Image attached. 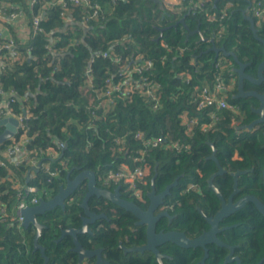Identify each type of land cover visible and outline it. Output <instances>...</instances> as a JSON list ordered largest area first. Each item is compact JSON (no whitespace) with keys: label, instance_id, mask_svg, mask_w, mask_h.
Segmentation results:
<instances>
[{"label":"trees","instance_id":"16d2710c","mask_svg":"<svg viewBox=\"0 0 264 264\" xmlns=\"http://www.w3.org/2000/svg\"><path fill=\"white\" fill-rule=\"evenodd\" d=\"M178 1L65 0L63 5L53 0L33 4L0 0L22 9L20 23L28 27L22 36L12 32L15 56L1 50L0 86L6 98L13 99V115L23 120L17 132L0 143V162L5 163L0 164V264H44L40 251L34 250L36 227L22 226L13 211L26 186L36 188L33 194L38 199L50 198L69 170L70 178L82 170H93L99 181L122 162L148 166L140 196L120 185L122 197L142 208L155 173L157 192L178 178L162 207L172 218L162 216L156 230H179L191 237L208 227L196 207L208 214L219 206L217 196L207 188V179L217 170L210 157L213 149L217 163L225 169L213 183L224 196L232 188L230 173L252 166V172L238 176L240 194L264 198V125L252 132L235 129V124L249 122L256 115L231 98L236 86L233 68L237 66L233 56L210 48L222 46L232 51L238 60L248 63L245 72L255 75L264 57L263 43L254 36L245 16L253 18L257 35L264 37V18L259 20L252 13V5L256 1L264 5V0ZM247 7L245 14L242 10ZM13 10L7 8L6 14ZM36 15L37 27L33 22ZM0 21L5 27L19 26ZM146 60L151 61L150 67L142 65ZM139 65L140 71H133L130 79L156 87L158 102L139 88L127 94L120 90L105 94L109 84L125 78V68ZM217 75L230 80L232 89L226 100L233 107L217 111V119L212 120L213 105L198 109L193 96L204 84L212 85ZM259 87L264 92V81ZM183 111L197 118L188 131L181 123ZM203 124L209 127L203 128ZM2 130L0 126V133ZM137 131L146 138L160 136L163 140L141 154V141L134 137ZM21 135L26 137L23 147L47 169H34L27 161L16 163L4 156L12 138ZM174 141L179 148L167 146ZM134 156L141 158L134 162ZM85 190L83 183L65 199L64 207L58 205L37 215L45 225L38 243L45 248L47 264L93 263L92 258L78 262L70 250L74 245L71 235L56 241L62 229L81 227L80 203ZM88 204L106 217L89 224L91 233L78 234L84 248H101L102 257L111 264H158L151 251L125 253L119 246V242L126 247L146 242V226L135 224L131 212L103 197L92 196ZM233 223L238 225L221 230L220 238L237 244L234 252L242 264H264V215L248 202L221 222ZM158 249L167 255L163 264H224L227 253L225 247L210 244L208 256L200 263V247L186 249L166 242Z\"/></svg>","mask_w":264,"mask_h":264},{"label":"water","instance_id":"95a60500","mask_svg":"<svg viewBox=\"0 0 264 264\" xmlns=\"http://www.w3.org/2000/svg\"><path fill=\"white\" fill-rule=\"evenodd\" d=\"M249 7L243 9V13L246 14V11ZM245 18L249 20V27L253 31L254 36L263 43V52H264V37H259L257 35V28L255 27L254 20L250 15H246ZM183 21V19H181ZM211 49H215L218 53H221L225 56L232 55L237 63V67L234 69L238 73V85L239 91L242 93L243 79L246 78L254 83H260L263 79L264 72V57L261 62L257 65V78L251 77L246 74L244 71V67L247 63H243L237 59L236 55L232 51H227L224 47H215L214 45L210 47ZM246 95L259 97L261 99L260 106L255 109L256 112L259 113V118L252 120L247 125H242L240 128H247V130H252V128L257 124L264 122V94L258 93L257 91H249L245 93ZM0 126L3 127L2 132L0 133V143L10 137H12L18 129L19 120L16 117L8 116L0 118ZM263 140H264V132H263ZM215 150L213 149L211 158L215 159L214 156ZM218 171L215 172L209 178V185L213 187L215 193L222 199L221 208L215 213L213 218L207 217V219L211 222V227L209 230L202 232L195 238L188 237L183 231L179 230H168L163 231L160 230L156 232V221L161 216H166L169 214L166 211L158 212L154 214V211L162 204V198L170 192V188L175 186L178 182V178H176L172 183L168 184L166 188L159 194L155 193L154 180L157 175L155 173L151 178V190L149 191L150 202L146 209H142L139 205H137L134 201L125 199L121 195V186L117 185L113 190H109L105 187H101L97 184L96 175L93 170H82L77 173L73 178H70L69 170L66 174L65 182L59 185L57 193H55L52 197L43 199L40 198L38 203L35 205L26 206L21 210V214L23 215L22 226L27 227L29 224H33L36 227V234L34 237V250H39L41 256L44 258V264H47L48 257L45 255V248L41 244L38 243V237L40 236L42 228L45 227L44 224L40 223L37 220V215L42 214L47 210H50L58 205L64 207V201L70 195H72L76 189L83 183H85L86 190L83 196V199L80 203V206L83 208L84 215L82 216V224L79 228H65L61 230V234L59 238L56 240L62 239L65 235H71L73 240V247L70 250L74 251L77 255L78 262L81 263L86 259H94V264H111L108 260L104 259L101 255V248L96 249H87L84 248L81 243L78 241V234L83 233H91V229L89 228V224H92L96 220L100 218L106 217L105 213H97L90 209L88 201L92 196L97 198L103 197L110 201L113 204H116L126 211L131 212L136 218L135 224H145L146 225V242L143 245L139 246H129L126 247L119 243V246L127 252H139L143 253L144 251H151L154 254L155 261L158 264H163L162 257H166L158 247L160 245L165 244L166 242L173 243L182 248H195L196 246H205V244H216L218 246H222L229 249L228 254L225 256L224 264L231 262L233 260L236 261V264H242L239 257L237 255H233L234 246L230 245L217 237V233L222 230L219 228L218 222L223 217L229 215L235 210L243 207L246 202L252 201L255 207L264 215V204H262L255 196L246 195L241 197L237 202L233 203L231 200L227 203L225 202L222 194L218 191V189L213 185L212 180L215 176L220 175L224 172L222 167L218 165ZM37 169V167H34ZM246 170L237 171L233 173L234 177V190L230 195L229 199L233 196L235 192L238 191L237 183L238 176L240 174L245 173ZM27 179L29 178L27 174ZM263 183H264V169H263ZM36 191V188L33 189ZM207 256V251L205 253L204 258ZM260 263V262H259ZM256 263V264H259Z\"/></svg>","mask_w":264,"mask_h":264},{"label":"built area","instance_id":"2783aa9c","mask_svg":"<svg viewBox=\"0 0 264 264\" xmlns=\"http://www.w3.org/2000/svg\"><path fill=\"white\" fill-rule=\"evenodd\" d=\"M54 2L65 4V0H53ZM74 3H79L80 0H71ZM36 2V0H29L30 4H33ZM13 8L14 10L10 12L9 14H6L7 8ZM96 10L93 11V15H96ZM252 13L254 16L257 17V19H263L264 18V5L261 4L260 1H256L252 5ZM23 18L22 9H18L13 5H10L9 3H2L0 2V20L4 21L7 20L10 24L20 23ZM33 22L35 23V27L38 25V15H36L33 18ZM6 38V41L2 42V40ZM6 49L9 51V54L16 55L15 46L13 44V40L11 36L9 37H3L1 31H0V68L3 62V55L1 54V50ZM106 56V52L103 53ZM142 65H145L146 67L151 66V61L146 60L143 62ZM139 66H132L129 68H125V78L122 79V81H118L117 83H111L108 85L107 90L105 91V94L107 96H110L112 91L114 90H120L121 93L127 94L131 92L134 88H139V90L146 95H151L152 99L157 101L158 98V89L154 86H151L149 82L147 81H135L133 82L130 79L131 73L133 71H140ZM230 80L221 77L220 75H217L215 80L213 81L212 85L204 84L200 89H197L196 93L193 96L194 101L196 102V107L198 109H202L208 106L213 105L214 110L211 112L210 117L212 120L217 119V111L220 110H226V109H232L233 105L231 106L227 100L226 96L227 93L232 89L231 84L229 83ZM0 96L3 97L0 100V118L2 117H16L19 120V126L22 125L23 118L21 116H14L12 112L11 102L13 101L12 98H6L5 92L0 86ZM4 99V100H3ZM158 102V101H157ZM181 123L185 126L186 131L190 128L191 124L197 122V118L195 117H188V114L186 111H183L180 114ZM203 128L209 127L208 124H203ZM134 137L141 141L143 149L140 150V153L142 154L147 147H157L158 144L163 140L162 137L158 136L155 138H146L142 132L137 131L134 134ZM26 137L24 135H21L19 138H12L11 143H9L5 149H4V156H7L8 160H13L16 163H23L24 161H27L31 164V167H39L42 166L44 169H47L48 166L45 165V163L41 164V161H38L36 157L30 156L31 150H26L24 146V141ZM62 146V144H60ZM170 148H179V143L177 141L171 142L167 145ZM55 156V151L52 149H49V152ZM141 158V156H134L133 161H137ZM1 165H5L4 162H0ZM148 166L144 165H135L131 166L128 163L122 162L120 166L113 171H109L106 175H104V178L102 180L103 184L109 185H124L127 190H129L135 197L140 196L141 192V185L145 184V175L147 173ZM188 187H193L192 183H189ZM22 198L17 204L15 210L13 211V217L18 223H22L23 221V215L21 214V210L25 208L26 206L34 205L38 202V198L33 194V188L31 186L25 187V193L21 195ZM28 199V200H26ZM4 209H2L1 212H3ZM4 213V212H3ZM5 214V213H4Z\"/></svg>","mask_w":264,"mask_h":264},{"label":"flooded vegetation","instance_id":"af4514ba","mask_svg":"<svg viewBox=\"0 0 264 264\" xmlns=\"http://www.w3.org/2000/svg\"><path fill=\"white\" fill-rule=\"evenodd\" d=\"M248 65V63L245 65V67H244V69L246 68V66ZM237 67V66H236ZM236 67H234L233 69H235ZM235 71V70H234ZM245 71V70H244ZM246 73V72H245ZM235 76H236V86H235V88H233L232 89V91H231V98L233 99V100H236V101H238L239 102V104H240V106L242 107V108H246V106L248 107V108H250V110L252 111V113H254L256 116L253 118V119H251L249 122H245V123H241V124H235L236 126H235V129L236 130H241V131H247V132H252L253 130L255 131V130H259V129H261V124H263L264 125V122H261V123H257L253 128H252V130H247V128H240V126H242V125H247V124H249L252 120H255L256 118H259V113L258 112H256L255 111V109L256 108H258L259 106H260V103H261V99L259 98V97H255V96H250V95H246L245 93L246 92H249V91H257L258 93H261V94H264V92H262V91H260L259 90V86L262 84V82L264 81V79L260 82V83H254V82H252V81H250V80H248V79H246V78H244L243 79V86H242V93H240V91H239V85H238V83H239V81H238V73L235 71ZM247 74V73H246ZM263 74H264V72H263ZM248 75H250V74H248ZM251 77H254V78H257V76H258V74H257V70H256V74L255 75H250ZM246 81H248L249 82V84H247L246 86L247 87H245V82ZM259 87V88H258ZM240 106L238 105L237 107H239L240 108ZM239 112H240V109H239ZM264 132V131H263ZM263 146H264V143H263ZM214 161H215V163H216V165H217V170L215 171V172H217L218 171V168H219V163H217V160L216 159H214V158H212ZM223 169V168H222ZM263 169H264V164H263V167H262V183H263ZM224 170V172L223 173H225V169H223ZM243 170H246V172L244 173V174H246V173H248V172H252L253 170H254V167H250V168H245V169H237V170H235V171H233V172H231L230 174H231V176H232V178H233V180H232V188H231V191L227 194V196H224L220 191H219V189H218V187L216 186V184H214L213 183V185L218 189V191L222 194V196H223V198H224V200H225V202H229L230 200L233 202V203H235V202H237L241 197H243V196H246V195H252V196H255L262 204H264V198H260V197H258L257 195H254V194H251V193H243V194H240V188H239V186H238V183H237V189H238V191L237 192H235L234 194H233V196L231 197V199H229V197H230V195L232 194V192H233V190H234V177H233V173H235V172H237V171H243ZM215 172H213L211 175H213ZM222 173V174H223ZM221 174V175H222ZM210 175V176H211ZM220 176V175H219ZM215 177H217V176H215ZM215 177H214V179H215ZM210 178V177H209ZM209 178L207 179V188H209V190H211L216 196H217V198H218V200H219V206H218V208L214 211V213H205V212H203V210L201 209V208H199V207H196L197 209H198V211L200 212V214H201V216L204 218V220L206 221V223H207V225H208V227L207 228H205V229H203L202 230V232H204V231H207V230H209V228L211 227V222L207 219V217H209V218H213L214 217V215H215V213L221 208V206H222V199L215 193V191L213 190V187L212 186H210L209 185ZM213 179V180H214ZM97 180V179H96ZM213 180H212V182H213ZM100 182V183H99ZM97 184L99 185V186H101V187H105V188H107V189H109V190H113L116 186H114V187H112L111 185H106V184H103V182H102V180H99V181H97ZM167 186V185H166ZM166 186L162 189V190H160L159 192H157L156 191V189H155V195L156 194H159V193H161L165 188H166ZM263 186H264V183H263ZM151 185H150V190H151ZM149 190V191H150ZM149 191H147V193H146V200H147V203H146V207L145 208H142V209H146L147 207H148V205H149V202H150V197H149ZM170 193V192H169ZM169 193H167L166 195H168ZM166 195L162 198V204L154 211V214H157L158 212H161V211H166L165 209H162V207L164 206V202H165V197H166ZM40 198H42V197H39V199ZM39 199H38V201H39ZM143 200V199H142ZM133 201V200H132ZM248 202H252V201H248ZM248 202H246L245 203V205L248 203ZM253 203V202H252ZM254 204V203H253ZM244 205V206H245ZM242 208V207H241ZM240 209V208H239ZM239 209H237V210H235L234 212H232V213H230L229 215H232V214H234L236 211H238ZM167 212V211H166ZM168 213V212H167ZM83 215H84V212H83ZM83 215H81V219H82V216ZM229 215H227V216H229ZM166 216H168V215H166ZM227 216H225V217H227ZM162 217V216H161ZM160 217V218H161ZM225 217H223L221 220H219V222H218V226H219V228H222V230L223 229H227V228H230V226H232V225H238L237 223H233V224H231V225H222L221 224V222H222V220L225 218ZM160 218L156 221V226H157V223H158V221L160 220ZM168 218L169 219H171L172 218V216L171 215H169L168 216ZM139 225H145V224H139ZM146 226V225H145ZM164 231V230H163ZM156 232H158L157 230H156ZM201 232V233H202ZM185 233V232H184ZM201 233H199V234H201ZM221 232H218L217 233V237L220 239V240H222L221 238H220V236H219V234H220ZM186 234V233H185ZM198 234V235H199ZM187 235V234H186ZM198 235H196V236H193V237H191L190 235H187L188 237H190V238H195V237H197ZM223 241V240H222ZM120 243V242H119ZM229 244V243H228ZM209 245L210 244H205V246H196L195 248H198V247H200L201 249H202V252H203V255L201 256V259H200V263H204V260L206 259V257L208 256H206L205 258H204V256H205V253H206V251H207V249H208V247H209ZM216 245V244H215ZM230 245H233L234 246V249H233V255L232 256H235L236 254H235V248H236V245L237 244H234V243H231ZM218 246V245H217ZM195 248H186V249H195ZM227 249V253L225 254V256L228 254V252H229V249L228 248H226ZM164 254V253H163ZM165 256L167 257V255L165 254ZM162 258H165V257H162ZM93 259V258H92ZM225 259V258H224ZM87 260V259H86ZM85 260V261H86ZM92 264H94V259L92 260ZM233 262H235V260H233ZM235 264H236V262H235Z\"/></svg>","mask_w":264,"mask_h":264},{"label":"crops","instance_id":"0c3cea01","mask_svg":"<svg viewBox=\"0 0 264 264\" xmlns=\"http://www.w3.org/2000/svg\"><path fill=\"white\" fill-rule=\"evenodd\" d=\"M168 4H176L179 1L178 0H165ZM9 23V22H8ZM18 24V23H16ZM15 26V25H14ZM0 31L3 35V37H9L12 35V32L16 35H24L28 31V27L22 23V25L19 24V26L12 27L11 25L8 27L4 26V23L0 21Z\"/></svg>","mask_w":264,"mask_h":264},{"label":"clouds","instance_id":"9594fccd","mask_svg":"<svg viewBox=\"0 0 264 264\" xmlns=\"http://www.w3.org/2000/svg\"><path fill=\"white\" fill-rule=\"evenodd\" d=\"M109 185H110V184H109ZM118 185H119V184H118ZM116 186H117V185H116ZM37 203H38V202H37ZM37 203H36V204H37ZM34 205H35V204H34Z\"/></svg>","mask_w":264,"mask_h":264},{"label":"rangeland","instance_id":"374dc122","mask_svg":"<svg viewBox=\"0 0 264 264\" xmlns=\"http://www.w3.org/2000/svg\"><path fill=\"white\" fill-rule=\"evenodd\" d=\"M168 1V0H167ZM100 183V182H99Z\"/></svg>","mask_w":264,"mask_h":264}]
</instances>
